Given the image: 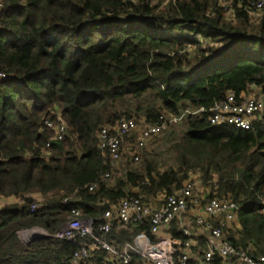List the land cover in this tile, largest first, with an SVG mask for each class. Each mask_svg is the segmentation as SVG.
I'll return each mask as SVG.
<instances>
[{"label":"trees","instance_id":"trees-1","mask_svg":"<svg viewBox=\"0 0 264 264\" xmlns=\"http://www.w3.org/2000/svg\"><path fill=\"white\" fill-rule=\"evenodd\" d=\"M155 1L0 0V201L16 200L0 208V264H70L90 242L54 237L71 209L99 235L103 213L121 199L151 202L193 175L212 196L239 205L229 243L264 256V214L256 210L264 198V111L249 131L209 123L228 93L240 101L264 92V17L249 14L255 0H230L229 11L218 0ZM187 107L197 113L171 146L174 167L159 170L147 157L107 182L115 163L99 148L102 128L121 119L154 125ZM59 119L60 141L46 127ZM33 228L46 238L27 240ZM147 229L113 226L106 238L120 245ZM171 235L169 245L185 240L174 227ZM103 257L95 247L82 264Z\"/></svg>","mask_w":264,"mask_h":264},{"label":"built area","instance_id":"built-area-1","mask_svg":"<svg viewBox=\"0 0 264 264\" xmlns=\"http://www.w3.org/2000/svg\"><path fill=\"white\" fill-rule=\"evenodd\" d=\"M263 12L264 0H255L249 14L260 16ZM263 111L264 92L242 96L240 101L236 100L233 93H228L210 110L209 123L212 126H230L249 131L254 128L256 115ZM158 120L157 124H143L139 129L135 143L137 150L161 134L166 119L160 116ZM58 121L57 124L46 122V127L53 129L54 138L60 141L66 128L60 119ZM133 134H137L136 122L133 119H121L112 129L102 128L99 131V148L107 152L110 160L116 163L120 160L123 142L131 140ZM131 157L133 162L140 159L138 153H132ZM108 177V174L104 175V178ZM94 188L95 185H91L89 191ZM38 206L35 203L31 209ZM239 209V205L228 197L212 196L202 181L193 177L176 192L160 193L151 202H145L141 195L121 199L103 213L98 227L99 235L95 234L91 221L81 218L80 209H71V219L54 237L63 239L76 234L90 239L89 243L73 253L70 264H82V261L90 258L95 247L104 252L99 264H129L133 258H137L141 264H215V258L221 260L220 264H264V256L255 257L249 247L232 245L226 238L227 230L239 228ZM256 210L264 214V198ZM185 214L191 216V222H183ZM145 224L148 229L135 234L129 242L117 245L106 238L113 226L117 230H129ZM173 227L185 238L180 245L168 244L173 239ZM36 230L40 232V229Z\"/></svg>","mask_w":264,"mask_h":264},{"label":"rangeland","instance_id":"rangeland-1","mask_svg":"<svg viewBox=\"0 0 264 264\" xmlns=\"http://www.w3.org/2000/svg\"><path fill=\"white\" fill-rule=\"evenodd\" d=\"M169 0H156L153 4H157L162 7ZM218 5L223 7L224 9L230 6V0H218ZM160 4V5H159ZM264 17V12L260 15V17ZM204 43V42H203ZM204 43V47H206ZM259 91L255 89V93ZM197 112L192 107H187L185 109H181L179 114L177 115H168L166 113L163 116L166 119V125L162 130L161 134L148 140L145 146L141 150H137L135 148V143L138 137L139 129L142 128L143 122H136L137 124V134H133L131 140L123 142L121 148V156L120 160L112 166V171L110 173V177L107 182L113 184L116 180L122 179L124 176L125 170L127 167L130 169L138 168L145 158H149L154 160L159 170L167 169L168 167L175 166V151L172 150V145L178 141L183 135L184 131H186V117L189 115H195ZM138 153L141 157L137 163L130 162L129 154ZM129 164V165H128ZM192 177L199 178L197 175H193ZM204 186V184H202ZM207 187V186H206ZM204 186V188H206ZM37 199H40V197ZM16 202L14 198H3L0 201V208L6 205H10ZM183 222H191V216L189 214H185L183 216ZM35 229V230H34ZM38 228H33L31 233H27L25 238L27 240H32L34 235L45 236V232L40 229V232L37 231ZM39 230V229H38Z\"/></svg>","mask_w":264,"mask_h":264},{"label":"water","instance_id":"water-1","mask_svg":"<svg viewBox=\"0 0 264 264\" xmlns=\"http://www.w3.org/2000/svg\"><path fill=\"white\" fill-rule=\"evenodd\" d=\"M43 238H46V236H39V235H34L32 240H37V239H43Z\"/></svg>","mask_w":264,"mask_h":264}]
</instances>
